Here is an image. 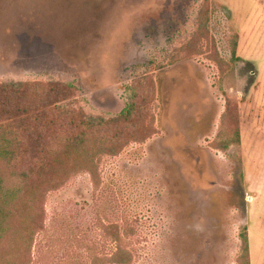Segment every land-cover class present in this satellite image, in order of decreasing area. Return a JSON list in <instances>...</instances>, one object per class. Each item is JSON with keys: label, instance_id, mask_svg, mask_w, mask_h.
<instances>
[{"label": "rangeland", "instance_id": "374dc122", "mask_svg": "<svg viewBox=\"0 0 264 264\" xmlns=\"http://www.w3.org/2000/svg\"><path fill=\"white\" fill-rule=\"evenodd\" d=\"M206 1L0 0V83L70 84L138 125L97 179L20 207L0 264H242L245 230L264 264V0H209L210 39Z\"/></svg>", "mask_w": 264, "mask_h": 264}, {"label": "trees", "instance_id": "16d2710c", "mask_svg": "<svg viewBox=\"0 0 264 264\" xmlns=\"http://www.w3.org/2000/svg\"><path fill=\"white\" fill-rule=\"evenodd\" d=\"M209 10L207 0L200 29L210 39ZM218 61L225 63L219 57ZM137 127L132 113L112 119L89 114L70 84L0 83V248L18 234L14 223L23 218L24 203H37L44 193L60 190L82 172L97 179L101 161L118 155L122 138ZM242 237L246 244L242 264H250L247 230ZM119 238L115 235L117 244ZM132 260L129 251L117 248L106 262L132 264Z\"/></svg>", "mask_w": 264, "mask_h": 264}]
</instances>
